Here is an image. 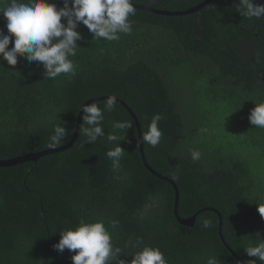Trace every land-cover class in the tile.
Returning <instances> with one entry per match:
<instances>
[{"label":"trees","instance_id":"16d2710c","mask_svg":"<svg viewBox=\"0 0 264 264\" xmlns=\"http://www.w3.org/2000/svg\"><path fill=\"white\" fill-rule=\"evenodd\" d=\"M206 1L132 0L166 15L136 9L129 17L132 33L117 41L93 39L81 24L84 39L69 57L75 76L44 79L42 64L25 57L15 66L3 62L0 161L66 146L81 107L115 96L135 113L142 134L155 114L163 116L160 144L144 142V151L148 165L167 180L144 165L135 121L116 103L104 112L102 126L109 133L114 121L130 122L123 140L109 143L105 136L87 143L83 120L70 149L0 168V264H73V251L53 246L60 232L81 220H102L127 261L148 245L159 248L168 264H206L209 257L218 264H262L244 249L264 239L258 211L264 207V129L248 119L264 102V20L242 15L237 0H213L194 11ZM49 2L63 7V0ZM5 25L0 15L6 33ZM105 102L95 103L103 109ZM57 125L65 127L66 138L50 148ZM117 143L125 151L114 169L106 152ZM193 150L199 160H192ZM168 180L179 189L181 219L214 211L201 212L193 227L180 224Z\"/></svg>","mask_w":264,"mask_h":264},{"label":"clouds","instance_id":"9594fccd","mask_svg":"<svg viewBox=\"0 0 264 264\" xmlns=\"http://www.w3.org/2000/svg\"><path fill=\"white\" fill-rule=\"evenodd\" d=\"M236 9L242 15L257 20H264V4H254L253 0H237ZM136 8L132 0H63V7L57 8L49 0H9L5 5L0 0V15L6 21V30L0 31V67L3 62L15 66L18 57H25L29 62H40L44 79H55L61 74L76 75V65L69 57L76 56L77 40L84 37L77 30L82 24L86 26L96 40L117 41L120 34L130 35L133 31L130 16L135 15ZM62 18L66 21L62 23ZM10 42L13 43L9 49ZM116 104V97L109 96L103 109L95 102L85 103L81 110L83 120L88 125L84 129L87 143H94L101 137H107L109 143L123 140L120 133L133 125L128 121H114L112 132L106 133L102 123L104 112H111ZM163 119L155 114L142 134L143 142L153 148L160 144L162 131L159 122ZM250 124L264 129V102L256 103L248 117ZM66 129L61 125L54 128L49 147L55 148L65 141ZM124 149L116 144L106 155L112 161L114 169L120 168ZM201 153L193 150L191 158L199 160ZM264 217V207L258 209ZM115 226V221L112 222ZM206 224L210 223L205 221ZM60 240L53 247L59 252L65 248L75 254L71 257L73 264H168L164 253L159 248L145 245L131 255V260L120 259L122 249L112 244V237L102 220L85 222L81 220L75 229L60 232ZM131 247L139 246V241ZM248 257L257 258L264 264V239L245 249ZM127 258L128 256H124ZM206 264H218L217 257H209ZM248 264H256L249 260Z\"/></svg>","mask_w":264,"mask_h":264},{"label":"water","instance_id":"95a60500","mask_svg":"<svg viewBox=\"0 0 264 264\" xmlns=\"http://www.w3.org/2000/svg\"><path fill=\"white\" fill-rule=\"evenodd\" d=\"M211 2H213V0H207L206 2H204L203 4H201L200 6L195 8L194 11L202 10L203 8L208 6ZM134 7L136 9H138V10H142V11H145V12H152V13H156V14L166 15L165 13L153 11L151 9H146V8L139 7V6H134ZM172 16H175V14L172 15ZM100 100H107V98L95 99V100H91V101H89L87 103L90 104L92 102H96V101H100ZM116 103H118V104L122 105L124 108H126V110L131 114L133 120L135 121V124H136V127H137V131H138L139 140H140V153H141V157H142L144 165L149 169V171L152 174L156 175L159 178L167 180V178L163 177L162 175H160L156 171H154L147 163L146 156H145V151H144V142L142 140V128H141V125H140V122H139L137 116L135 115V113L124 102L120 101L119 99H116ZM83 116H84V113L81 110L80 114L78 116L77 128L75 130L74 137L71 140V142L69 144H67L66 146H63V147H60V148H56V149L46 150L44 152L37 153V154H29L27 156H23V157L12 159V160H1L0 161V168H5V167H9V166H15V165L23 164L25 162H37L39 159H41L43 157H46V156H49V155H52V154H56V153H59V152H63V151H66V150L70 149L74 145V143L77 141V139H78V137L80 135V132H81V129H82V125H83ZM168 181L174 186V188L176 190L175 216H176V218H177V220L179 221L180 224H182L184 226L193 227L195 225L197 216L201 212L206 211V210L214 211V209L208 208L206 210L200 211L199 213H197L193 217H190L188 219H181L179 214H178V204H179V200H180L179 189H178L177 185L173 181H171V180H168ZM216 213L218 214V216L220 218V223H221L220 224V235H221L222 240L224 241V237L222 236V216H221V214L219 212L216 211ZM230 251L232 252L231 249H230ZM232 254L235 255L233 252H232ZM237 259L240 260L238 257H237Z\"/></svg>","mask_w":264,"mask_h":264}]
</instances>
